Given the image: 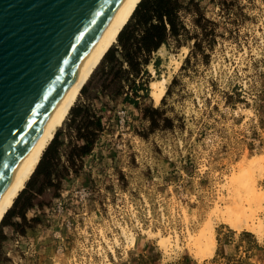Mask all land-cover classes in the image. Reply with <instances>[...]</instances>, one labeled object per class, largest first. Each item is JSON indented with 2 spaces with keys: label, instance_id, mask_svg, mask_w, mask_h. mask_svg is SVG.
I'll return each mask as SVG.
<instances>
[{
  "label": "rangeland",
  "instance_id": "374dc122",
  "mask_svg": "<svg viewBox=\"0 0 264 264\" xmlns=\"http://www.w3.org/2000/svg\"><path fill=\"white\" fill-rule=\"evenodd\" d=\"M193 2L181 13L187 28L181 45L170 39L142 67L146 92L135 95L130 89L141 83L139 79L122 76L109 82L111 65L103 58L56 132L63 146H59L55 175H64L57 179L61 189L79 174L83 159L75 157L81 143L77 133H94L90 153L105 162L116 159L117 171L126 167L121 187L134 189L133 197H147L154 205L156 223L147 233L146 252L142 250L133 264H264V235L258 241L250 232L237 233L221 217L214 219L212 257L196 260L187 248L188 233L198 231L214 202L230 204L232 168L254 155H264V0ZM133 23L132 17L128 24ZM113 50H120L118 41L108 55ZM170 73L166 94L156 105L150 97V82ZM87 123H92L90 128ZM263 176L264 170L254 176L256 189L264 187ZM31 178L4 220V224H17V229L13 225L17 233L31 229L30 235L39 222L34 217L36 206L25 212V221L15 222L12 217L22 211L30 189L42 182L38 176ZM58 194L46 191L38 200L50 205ZM160 201L180 211L179 219L169 211L170 232L155 231ZM253 210L264 215L262 207ZM2 232L0 227V263L5 258ZM160 237L170 239L167 253L158 244Z\"/></svg>",
  "mask_w": 264,
  "mask_h": 264
},
{
  "label": "water",
  "instance_id": "95a60500",
  "mask_svg": "<svg viewBox=\"0 0 264 264\" xmlns=\"http://www.w3.org/2000/svg\"><path fill=\"white\" fill-rule=\"evenodd\" d=\"M122 0H0V195Z\"/></svg>",
  "mask_w": 264,
  "mask_h": 264
},
{
  "label": "built area",
  "instance_id": "2783aa9c",
  "mask_svg": "<svg viewBox=\"0 0 264 264\" xmlns=\"http://www.w3.org/2000/svg\"><path fill=\"white\" fill-rule=\"evenodd\" d=\"M82 159L83 169L59 190L52 203L35 208L34 217L45 225L44 234L52 241L49 264H133L140 251L146 252L147 233L156 223L154 205L147 197H133L134 189L121 187L126 167L117 171L116 159L105 162L92 153ZM169 211L179 219L178 209L172 210L166 201L157 203L159 225L155 231H171ZM14 244L19 256L14 264L24 262L28 255L38 259L34 239L27 234H19Z\"/></svg>",
  "mask_w": 264,
  "mask_h": 264
},
{
  "label": "bare ground",
  "instance_id": "6f19581e",
  "mask_svg": "<svg viewBox=\"0 0 264 264\" xmlns=\"http://www.w3.org/2000/svg\"><path fill=\"white\" fill-rule=\"evenodd\" d=\"M141 1L122 0L112 15L43 130L0 195V224L5 215L13 207L16 198L24 190L26 183L30 180L38 166L44 151L53 140L57 130L64 124L82 89L88 83L107 52L117 42L120 32L128 23ZM181 57L184 58L185 54L183 53ZM179 63H176L175 68L178 67ZM171 78L170 73L168 76L150 82V97L156 105L165 96ZM263 170L264 155L259 154L254 155L250 159L243 160L238 166L232 168L230 183L233 185V190H228L231 194L228 197L230 204L223 206L221 201L220 205L219 200H216L198 231L196 233H188L186 239L187 248L196 260L202 261L208 256L212 257L215 251L216 239L213 225L215 217H221L223 223L227 224L231 230L237 233L250 232L256 236L258 241L262 240L264 235V215L260 217L259 214L255 213L256 210L254 209V211L253 208L259 206L264 211V187L256 189V182L254 183L253 178H255L256 174L262 173ZM176 240L178 241L177 237ZM158 244L167 253L166 250H168L170 239L168 237H160ZM65 262H55V264H64Z\"/></svg>",
  "mask_w": 264,
  "mask_h": 264
},
{
  "label": "trees",
  "instance_id": "16d2710c",
  "mask_svg": "<svg viewBox=\"0 0 264 264\" xmlns=\"http://www.w3.org/2000/svg\"><path fill=\"white\" fill-rule=\"evenodd\" d=\"M188 4H194L193 0H187L186 3L185 0H142L133 13L134 23H127L118 36L117 41L120 50H113L108 55L109 50L104 57L106 60L109 59L111 65L108 75H112V78H110L109 82L120 79L122 76L131 81L139 79L141 83L136 86L134 84V88L130 89L135 95H139L143 91L146 92L147 89L143 83L145 71L142 70V67L149 63L153 52L158 51L162 46H168L170 39L175 40L176 46L181 45V37L187 31L181 13L186 10ZM194 46H196V42H194ZM149 119L151 120V118ZM91 125L92 123H87L86 128H90ZM99 130L100 128L95 130V133ZM95 137L94 133H77V139L82 144L80 143L77 146L79 148V155L75 156L76 158L82 159L90 153L96 141ZM57 140L58 136L56 133L32 175V177L38 176L41 178L42 182H39V185L35 184L30 189L31 194L25 200L22 211L17 214L21 221L26 220L25 212L28 209L34 206L42 207L47 205L48 202L38 200L39 197L45 195L46 191L52 190L54 194H57L60 190L61 184L57 179H62L64 175L63 177L55 175L57 164L60 160L59 146L62 145V142L58 143ZM67 157L70 160L72 156ZM78 171L77 169L74 173L77 174ZM65 172L68 171L65 169ZM15 204L16 202H14ZM5 218L1 223L2 225ZM13 225L17 229L18 225ZM13 225L11 226L14 227Z\"/></svg>",
  "mask_w": 264,
  "mask_h": 264
},
{
  "label": "crops",
  "instance_id": "0c3cea01",
  "mask_svg": "<svg viewBox=\"0 0 264 264\" xmlns=\"http://www.w3.org/2000/svg\"><path fill=\"white\" fill-rule=\"evenodd\" d=\"M63 146V144H62ZM35 208V207H34ZM36 208H40L37 207ZM32 209H28L27 212L30 213ZM9 213V212H8ZM7 217V215H6ZM26 217H28L26 215ZM6 219V218H5ZM13 221H19L20 218L18 215H15L12 217ZM2 229L3 234V240L1 243L2 251L4 253V261L0 264H14L19 260L18 256V248L15 246L14 242L18 238L19 234L24 235L27 234L30 238L34 239V250L38 252L37 254V260H35V256H26L24 258V262H21L19 264H48V257H50L53 254V246L51 238L48 234H44L45 232V225L38 222L36 226L33 228L32 235H30V230L27 229V232L25 233H17L14 230V227L11 226V224L6 223L0 226ZM44 229V231H43ZM141 254L143 253L140 251Z\"/></svg>",
  "mask_w": 264,
  "mask_h": 264
}]
</instances>
